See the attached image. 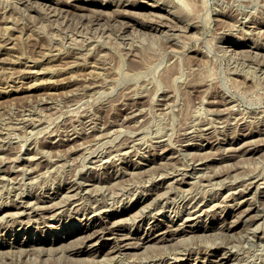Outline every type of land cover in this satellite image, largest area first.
<instances>
[{
	"label": "rangeland",
	"instance_id": "rangeland-1",
	"mask_svg": "<svg viewBox=\"0 0 264 264\" xmlns=\"http://www.w3.org/2000/svg\"><path fill=\"white\" fill-rule=\"evenodd\" d=\"M37 1L0 0V264H216L222 256L228 257L225 264H264V0ZM126 144L129 153L116 155ZM252 145L254 152L247 150ZM88 178H94L89 188L97 192L77 193L71 204H62L69 182L87 184ZM251 181L260 183L251 195L256 208L238 217L234 211ZM155 185L161 186L159 197L151 194ZM54 195V202L40 203L37 215L15 207ZM55 201L59 206L52 208ZM95 208L113 215L94 214ZM136 211L144 216L140 222ZM183 217L189 218L183 233L136 247L166 229L162 225L149 232L153 222ZM114 218L124 220L117 234L132 233L133 241H126L134 247L111 252L117 234L81 242L80 229ZM231 219L239 220L235 230L223 227ZM192 226L200 233H191ZM72 230L73 237L65 238ZM40 240L48 241L42 252L35 245Z\"/></svg>",
	"mask_w": 264,
	"mask_h": 264
},
{
	"label": "bare ground",
	"instance_id": "bare-ground-1",
	"mask_svg": "<svg viewBox=\"0 0 264 264\" xmlns=\"http://www.w3.org/2000/svg\"><path fill=\"white\" fill-rule=\"evenodd\" d=\"M27 1V0H26ZM34 1V0H33ZM40 1V0H39ZM39 1H37L38 3H39ZM61 1V0H60ZM63 1V0H62ZM70 1V0H69ZM105 1V0H104ZM121 1V0H120ZM156 1V0H155ZM19 2V1H18ZM23 2V1H22ZM55 2V1H54ZM66 2V1H65ZM116 2V1H115ZM114 2V3H115ZM36 3V2H35ZM41 3V2H40ZM48 3V2H47ZM56 3V2H55ZM151 3V2H150ZM156 3H157V1H156ZM34 4V3H33ZM111 4V3H110ZM153 4V3H152ZM48 5V4H47ZM50 5V4H49ZM86 5V4H85ZM125 5V4H124ZM156 5V4H155ZM159 5V4H158ZM59 7V6H58ZM61 7V6H60ZM78 7V6H77ZM50 8H52V7H50ZM62 8V7H61ZM79 8V7H78ZM86 8V7H85ZM116 8V7H115ZM124 8V7H123ZM56 9V8H55ZM59 9V8H58ZM82 9V8H81ZM102 9H103V7H102ZM98 11H99V9H97ZM101 10V9H100ZM104 10V9H103ZM105 10H107V9H105ZM115 10V9H114ZM117 10V9H116ZM119 10V9H118ZM128 11V10H127ZM126 11V12H127ZM131 11V10H130ZM177 11V10H176ZM49 12V11H48ZM52 12H53V10H52ZM55 12H56V10H55ZM108 12V11H107ZM116 12H118V11H116ZM104 13V12H103ZM115 13V12H114ZM128 13V12H127ZM132 13V12H131ZM153 13V12H152ZM154 13H156V12H154ZM163 13V12H162ZM96 14H99V13H96ZM101 14V13H100ZM105 14V13H104ZM110 14H112V13H110ZM130 14V13H129ZM147 14H148V12H147ZM150 14V13H149ZM158 15H159V12L157 13ZM175 14V13H174ZM117 15V14H116ZM120 15H123V14H120ZM153 15V14H152ZM162 15V14H161ZM128 16H130V15H128ZM133 16V15H132ZM131 16V17H132ZM139 16H140V14H139ZM147 16V15H146ZM157 16V15H156ZM113 17V16H112ZM150 17H151V15H150ZM149 17V18H150ZM161 17V16H160ZM163 17V16H162ZM179 17H181V16H178V18ZM184 17V16H183ZM98 18H100V17H98ZM102 18V17H101ZM152 18H154L153 16H152ZM157 18V17H156ZM177 18V19H178ZM143 19H144V17H143ZM146 19V18H145ZM155 19V18H154ZM162 19V18H161ZM160 19V20H161ZM185 19V18H184ZM187 19V18H186ZM123 20V19H122ZM153 20V19H152ZM158 20V19H157ZM144 21V20H143ZM148 21V20H147ZM167 21V20H166ZM170 21V20H169ZM190 21V20H189ZM197 20H195V22H196ZM159 22V21H158ZM178 22V21H177ZM162 23V22H161ZM166 23V22H165ZM184 23V22H183ZM189 23H191V22H189ZM146 24V23H145ZM171 24V23H170ZM179 24V23H178ZM192 24V23H191ZM196 24H197V22H196ZM163 25V24H162ZM174 25V24H173ZM194 25V24H193ZM131 26H133V25H131ZM144 26V25H143ZM171 26V25H170ZM177 26V25H176ZM183 26H185V25H183ZM188 26V25H187ZM138 27V26H137ZM178 27V26H177ZM186 27V26H185ZM184 27V29H187V28H185ZM194 27H195V25H194ZM176 28V27H175ZM199 28V27H198ZM156 29V28H155ZM161 29V28H160ZM168 29V28H167ZM173 29V28H172ZM125 30V29H124ZM169 30V29H168ZM193 30H194V28H193ZM150 31H151V29H150ZM161 31V30H160ZM167 31V30H166ZM177 31H179V29L177 30ZM184 31V30H183ZM142 32V31H141ZM169 32V31H168ZM171 32H173L172 30H171ZM176 32V31H175ZM174 33V32H173ZM184 35V34H183ZM186 35V34H185ZM189 35H191V34H189ZM191 37V36H190ZM256 44H258V43H256ZM260 44V43H259ZM1 45V44H0ZM252 46V45H251ZM237 47V46H236ZM251 47H249V49H250ZM239 51V50H238ZM241 51V50H240ZM244 51V50H243ZM236 53V52H235ZM234 53V54H235ZM239 53V52H238ZM244 53V52H243ZM255 53V52H254ZM259 53V52H258ZM264 53V52H263ZM57 54V53H56ZM261 54V53H260ZM249 55V54H248ZM261 55H263V54H261ZM238 56V55H237ZM55 57H53L51 60H53ZM4 59V58H3ZM50 60V61H51ZM55 60V59H54ZM2 62H3V60H2ZM30 69V68H29ZM29 69H27V72H28V70ZM39 69H37V71H38ZM29 71H31V70H29ZM36 71V72H37ZM32 72H33V70H32ZM32 72H31V75H32ZM39 72V71H38ZM41 72V71H40ZM30 73V72H29ZM34 74H35V71H34ZM135 108V107H134ZM133 109V108H132ZM217 111V110H216ZM137 113V112H136ZM216 113H218V111L216 112ZM215 113V114H216ZM130 118V117H129ZM113 123H115V122H113ZM109 124V123H108ZM112 124V123H111ZM110 125V124H109ZM113 125V124H112ZM116 126V125H115ZM114 127V126H113ZM112 130H114V129H112ZM262 130V129H261ZM113 132V131H112ZM101 133V132H100ZM206 133V132H205ZM202 134H204L203 132H202ZM249 134V133H248ZM94 135V134H93ZM100 135V134H99ZM107 135V134H106ZM215 135V134H214ZM251 135V134H250ZM259 135V134H258ZM133 136V135H132ZM131 136V137H132ZM206 136V135H205ZM208 136V135H207ZM259 136H261V135H259ZM99 137H101V136H99ZM204 137V136H203ZM95 138V137H94ZM109 138V137H108ZM138 138H140V137H138ZM208 138V137H207ZM244 138V137H243ZM107 139V138H106ZM131 139V138H130ZM136 139V138H135ZM219 139V138H218ZM93 140V139H92ZM99 140V139H98ZM103 140H105V139H103ZM102 140V141H103ZM189 140V139H188ZM253 140V139H252ZM259 140H261V139H259ZM87 141H88V139H87ZM90 141V140H89ZM97 141V140H96ZM129 141V140H128ZM160 141V140H159ZM218 141V140H217ZM221 141V140H220ZM249 142H250V140H248ZM92 142V141H91ZM93 142H95V141H93ZM92 142V143H93ZM99 142H101V141H98V143ZM210 142V141H209ZM260 142V141H259ZM83 143V142H82ZM82 143H80V145L82 144ZM98 143H96V144H98ZM122 143H124V141L122 142ZM133 143V142H132ZM131 143V144H132ZM159 143V142H158ZM208 143V142H207ZM241 143V142H240ZM245 143V142H244ZM251 143V142H250ZM261 143H262V141H261ZM91 144V143H90ZM94 144V143H93ZM215 144V143H214ZM258 144H260V143H258ZM85 145H86V143H85ZM197 145V144H196ZM195 145V146H196ZM199 145V144H198ZM245 145V144H244ZM247 145V144H246ZM254 145V144H253ZM252 145V147H250L249 146V148L247 149V150H249V151H251V152H254V151H256V148H254V146ZM82 146H83V144H82ZM91 146V145H90ZM89 146V147H90ZM135 146V145H134ZM193 146V145H192ZM241 146V145H240ZM248 146V145H247ZM256 146H257V144H256ZM85 147V146H84ZM91 147H93V146H91ZM96 147V146H95ZM117 147H119V146H117ZM242 147H244V146H242ZM258 147V146H257ZM98 146L96 147V150H98ZM232 148H234V147H232ZM85 149V151H87V150H89L88 149V146H87V150H86V148H84ZM92 149V148H91ZM93 149H95L94 147H93ZM118 149V148H117ZM127 149H130V148H128V145L126 144V145H123L119 150H118V154H116V155H126V153H129L128 151H127ZM133 149V148H132ZM131 149V150H132ZM239 149V148H238ZM244 149V148H243ZM136 150V149H135ZM232 150V149H231ZM84 151V152H85ZM91 151V150H90ZM100 151V150H99ZM235 151V150H234ZM88 152V151H87ZM101 152V151H100ZM111 152V151H110ZM227 152V151H226ZM237 152V151H236ZM94 153V152H93ZM239 153V152H238ZM245 153V152H244ZM88 154V153H87ZM86 154V155H87ZM101 154V153H100ZM102 154H104L103 152H102ZM110 154H112V153H110ZM115 154V153H114ZM235 154V153H234ZM253 154V153H252ZM97 155V154H96ZM109 155V154H108ZM108 155H106L107 157H108ZM231 155V154H230ZM249 155H251V154H249ZM85 156V155H84ZM88 156V155H87ZM100 156V155H99ZM111 156V155H110ZM224 156V155H223ZM232 156H234V155H232ZM244 156V155H243ZM107 157H105V159H107ZM118 157V156H117ZM209 157H211V156H209ZM220 157V156H219ZM231 157V156H230ZM99 158V157H98ZM97 158V159H98ZM100 158H102L101 156H100ZM109 158V157H108ZM113 158V157H112ZM115 158V157H114ZM204 158V157H203ZM236 158V157H235ZM15 159V158H14ZM104 159V158H103ZM152 159V158H151ZM12 160V159H11ZM16 160V159H15ZM96 160V159H95ZM120 160V159H119ZM127 160V159H126ZM125 160V161H126ZM200 160V159H199ZM204 160V159H203ZM13 161V160H12ZM35 161V160H34ZM118 161V160H117ZM141 161V160H140ZM224 161V160H223ZM231 161V160H230ZM102 162V161H101ZM100 162V163H101ZM130 162V161H129ZM201 162V161H200ZM95 163V162H94ZM108 163H110V162H108ZM115 163V162H114ZM139 163V162H138ZM199 163V162H198ZM229 163V162H228ZM96 164V163H95ZM110 164H112V163H110ZM200 164V163H199ZM202 164V163H201ZM206 164V163H205ZM226 164V163H225ZM114 165V164H113ZM148 165V164H147ZM231 165V164H230ZM229 165V166H230ZM107 166V165H106ZM137 166V165H136ZM161 166V165H160ZM202 166H204V165H202ZM58 167V166H57ZM96 167V166H95ZM134 167V166H133ZM147 167H150V166H147ZM201 167V166H200ZM206 167V166H205ZM225 167H226V165H225ZM231 167V166H230ZM234 167V166H233ZM24 169H25V167H23ZM99 168V167H98ZM118 168V167H117ZM22 169V168H21ZM23 169V170H24ZM34 169V168H33ZM54 169H55V167H54ZM53 169V170H54ZM59 169V168H58ZM144 169V168H143ZM227 169V168H226ZM236 169V168H235ZM31 170V169H30ZM57 170V169H56ZM125 170V169H124ZM175 170V169H174ZM178 170V169H177ZM230 170V169H229ZM228 170V172H230ZM233 170V169H232ZM39 171L40 170H38V173H39ZM119 171H122V170H119ZM143 171V170H142ZM197 171V170H196ZM223 171V170H222ZM17 172V171H16ZM46 172V171H45ZM49 172V171H48ZM74 172H75V170H74ZM76 172H77V170H76ZM79 172H81V171H79ZM152 172V171H151ZM177 172V171H176ZM182 172V171H181ZM195 172V171H194ZM51 173H53L52 171H51ZM84 173V172H83ZM122 173V172H121ZM128 173V172H127ZM141 173V172H140ZM160 173H161V171H160ZM159 173V174H160ZM174 173V172H173ZM183 173V172H182ZM192 173V172H191ZM224 173H225V170H224ZM41 174H42V172H41ZM44 174V173H43ZM43 174H42V176H43ZM47 174V173H46ZM56 174V173H55ZM119 174V173H118ZM147 174V173H146ZM158 174V173H157ZM172 174V173H171ZM181 174V173H180ZM187 174V173H186ZM189 174V173H188ZM193 174H197V173H193ZM7 175V174H6ZM40 175V174H39ZM52 175V174H51ZM61 175H63V174H61ZM75 175H76V173H75ZM82 175V174H81ZM99 175V174H98ZM102 175V174H101ZM108 175V174H107ZM116 175V174H115ZM173 175H175V174H173ZM221 175V174H220ZM47 176V175H46ZM59 176V175H58ZM69 176H70V174H69ZM74 176V175H73ZM85 176V175H84ZM119 176V175H118ZM123 176V175H122ZM152 176H153V174H152ZM159 176V175H158ZM162 176V175H161ZM161 176H159V177H161ZM180 176V175H179ZM191 176V175H190ZM219 176V175H218ZM227 176V175H226ZM256 176V175H255ZM8 177V176H7ZM49 177V176H48ZM59 177H61V176H59ZM83 177V176H82ZM112 177V176H111ZM159 177H157V178H159ZM163 177V176H162ZM9 178V177H8ZM53 178V177H52ZM55 178V177H54ZM75 178V177H74ZM78 178H80V176L78 177ZM85 178V177H84ZM122 178V177H121ZM154 178V177H153ZM177 178H178V176H177ZM211 178H212V175H211ZM256 178V177H255ZM49 179V178H48ZM72 179V178H71ZM82 180L81 181H83V178H81ZM96 179V178H95ZM102 179V178H101ZM218 179V178H217ZM229 179V178H228ZM257 179V178H256ZM8 180V179H7ZM68 180V179H67ZM67 180H66V182H67ZM75 180V179H74ZM151 180H153V179H151ZM165 180V179H164ZM175 180H176V178H175ZM210 180V179H209ZM220 180H222V179H220ZM50 181H52V180H50ZM76 181V180H75ZM78 181H80V180H78ZM86 181V180H85ZM87 181H88V183L87 184H81V182L80 183H78L77 181V183H75L74 181H70L69 182V184H72V185H70V187H69V192H72V191H75L74 192V194H69V192L66 194V195H64L66 192H64V193H62L64 196H65V199L64 200H61V199H63L64 197H62V195H60L62 198L60 199L62 202H64V203H62V204H67V203H69V204H71L72 203V201H71V199L72 198H74L75 197V195L77 194V193H87V194H90L91 195V193L92 192H94V190L93 189H91V188H89V185H91L90 187H94V186H92V185H94L96 182H95V180H94V178H88L87 179ZM118 181V180H117ZM162 181V180H161ZM183 181V180H182ZM189 181H190V179H189ZM193 181V180H192ZM260 181V180H259ZM46 182L48 183V181L46 180ZM98 182V181H97ZM104 182V181H103ZM112 182V181H111ZM111 182H110V184H111ZM116 182V181H115ZM122 182V181H121ZM169 182V181H168ZM168 182H166L168 185H170ZM171 182V181H170ZM191 182V181H190ZM190 182H189V184H190ZM221 182V181H220ZM224 182V181H223ZM249 182V181H248ZM247 182V183H248ZM34 183V182H33ZM84 183V182H83ZM116 183H118V182H116ZM178 183H179V181H178ZM181 183V182H180ZM193 183V182H192ZM191 183V184H192ZM20 184V183H19ZM100 184V183H99ZM105 184H107V182L105 183ZM109 184V185H110ZM113 184V183H112ZM156 184V183H155ZM163 184V183H162ZM222 184V183H221ZM220 184V185H221ZM227 184V183H226ZM234 184V183H233ZM175 185V184H174ZM174 185H172V186H174ZM232 185V184H231ZM248 185H249V183H248ZM3 186V185H2ZM20 186V185H19ZM19 186H17L18 188H19ZM27 186V185H26ZM29 186H31V185H29ZM44 186V185H43ZM62 186V185H61ZM60 186V187H61ZM67 186V185H66ZM98 186L99 185H97V188H98ZM101 186V185H100ZM108 186V185H107ZM121 186V185H120ZM166 186V185H165ZM180 186V185H179ZM191 186V185H190ZM189 186V187H190ZM237 186V185H236ZM16 187V188H17ZM28 187V186H27ZM96 187V186H95ZM111 187V186H110ZM114 187H115V185H114ZM152 187V186H151ZM192 187V186H191ZM225 187V186H224ZM232 187H233V185H232ZM261 187H262V185H261ZM1 188V187H0ZM11 188H12V186H11ZM32 188H33V186H32ZM67 188H68V186H67ZM96 188V189H97ZM103 188V187H102ZM105 188V187H104ZM125 188V187H124ZM153 188V187H152ZM220 188H221V186H220ZM228 188V187H227ZM245 188V187H244ZM13 189V188H12ZM27 189V188H26ZM25 189V190H26ZM34 189V188H33ZM32 189V190H33ZM54 189V188H53ZM108 189V188H107ZM111 190H112V188H110ZM146 189V188H145ZM166 189V188H165ZM187 189V188H186ZM229 189V188H228ZM227 189V190H228ZM260 189V183L258 184L257 183V181H251V184L249 185V187L244 191V193L242 192V194H241V199H240V201H239V207L236 209V211H234L235 212V215H237L238 217H240V216H243V215H246V214H248L251 210H253V209H255L256 208V206H255V202L251 199V197H253V196H251L252 194L254 195V193L255 192H257L258 193V190ZM46 190V189H45ZM67 190V189H66ZM100 190H102L101 189V187H100ZM106 190V189H105ZM232 190V189H231ZM238 190V189H237ZM236 190V191H237ZM242 190V189H241ZM41 191V190H40ZM47 191V190H46ZM114 191V190H113ZM121 191V190H120ZM123 191H125V190H123ZM147 191H149V190H147ZM160 191H161V186H159V187H157L156 185H155V187L152 189V191H151V194H155L154 196H158V195H160ZM235 191V190H234ZM264 191V190H263ZM18 192H19V190H18ZM20 192H22V191H20ZM19 192V193H20ZM32 192V191H31ZM30 192V193H31ZM35 192H37V191H35ZM39 192V191H38ZM95 192H97L96 190H95ZM94 192V193H95ZM101 192V191H100ZM103 192V191H102ZM105 192V191H104ZM109 192H110V190H109ZM108 192V193H109ZM126 192H127V190H126ZM142 192V191H141ZM146 192V191H145ZM164 193H165V191H163ZM168 192V191H167ZM227 192H229V190L227 191ZM19 193H17V191H16V194H19ZM43 193V192H42ZM46 193V192H45ZM52 193V192H51ZM93 193V194H94ZM111 193H112V191H111ZM115 193V192H114ZM119 193V192H118ZM118 193H117V195H118ZM22 194V193H21ZM27 194H28V192H27ZM37 194V193H36ZM58 194V191L55 193V195H57ZM126 194V193H125ZM124 194V195H125ZM135 194V193H134ZM139 194V193H138ZM166 194H168V193H166ZM165 194V195H166ZM227 194V193H226ZM262 194V193H261ZM53 196V197H50V196H45L44 198H42V197H36L35 199H36V201L34 202V204H32V205H19V206H15V207H17V208H19L20 209V213L21 214H23L24 212H27V208H31L32 209V214H36L37 215V208L40 206V203H42L43 201H47V199H50L51 198V200L53 201V199H55L57 196ZM85 195V194H84ZM101 195H102V193H101ZM121 195V194H120ZM148 195V194H147ZM189 195V194H188ZM221 195V194H220ZM222 195H223V193H222ZM233 195H234V193H233ZM232 195V196H233ZM235 195H237V194H235ZM17 196V195H16ZM32 196V195H31ZM35 196V195H34ZM33 196V197H34ZM40 196V195H39ZM79 196V195H78ZM86 196H88V195H86ZM108 196V195H107ZM123 196V195H122ZM156 196V197H157ZM161 196V195H160ZM227 196H228V194H227ZM226 196V197H227ZM258 196V195H257ZM263 197H264V195H262ZM21 197V196H20ZM24 197V196H23ZM22 197V198H23ZM93 197V196H92ZM96 197V196H95ZM94 197V198H95ZM104 197V196H103ZM105 197H106V195H105ZM113 197V196H112ZM120 197V196H119ZM141 197H142V195H141ZM159 197V196H158ZM162 197H164V196H162ZM217 197V196H216ZM231 197V196H230ZM60 198V197H59ZM59 198H58V200H59ZM109 198V197H108ZM115 198V197H114ZM123 198V197H122ZM131 198V197H130ZM129 198V199H130ZM147 198V197H146ZM152 198V197H151ZM168 198V197H167ZM204 198H205V196H204ZM209 198V197H208ZM225 198V197H224ZM234 198H235V196H234ZM234 198H233V200H234ZM17 199V198H16ZM20 199V198H19ZM27 199V198H26ZM80 199V198H79ZM97 199V198H96ZM117 199V198H116ZM115 199V200H116ZM160 199H162V198H160ZM188 199V198H187ZM192 199V198H191ZM218 199V198H217ZM216 199V200H217ZM221 199V198H220ZM254 199V198H253ZM258 199V198H257ZM256 199V200H257ZM13 200V199H12ZM18 200V199H17ZM22 200V199H21ZM73 200V199H72ZM111 200H113V199H111ZM114 200V201H115ZM121 200V199H120ZM168 200V199H167ZM15 201V200H14ZM24 201V200H23ZM50 201V200H49ZM48 201V202H49ZM61 201H59V202H61ZM89 201V200H88ZM95 201H97V200H95ZM101 201V200H100ZM99 201V202H100ZM137 201V200H136ZM140 201V200H139ZM138 201V202H139ZM150 201H152V200H150ZM207 201V200H206ZM213 201V200H212ZM12 202V201H11ZM25 202V201H24ZM47 202V203H48ZM54 202V201H53ZM56 202V201H55ZM77 202V201H76ZM75 202V203H76ZM82 202V201H81ZM104 202H105V200H104ZM108 202V201H107ZM111 202V201H110ZM162 202V201H161ZM166 202V201H165ZM190 202V201H189ZM203 202V201H202ZM209 202V201H208ZM220 202V201H219ZM259 202H261V201H259ZM3 203V202H2ZM16 203H17V201H16ZM22 203V202H21ZM27 203V202H26ZM30 203V202H29ZM33 203V202H32ZM50 203H52V202H50ZM49 203V204H50ZM74 203V202H73ZM80 203V202H79ZM85 203V202H84ZM157 203V202H156ZM163 203H164V201H163ZM185 203H187V202H185ZM215 203V202H214ZM218 203V202H217ZM223 203V202H222ZM229 203V202H228ZM256 203H258V202H256ZM20 204V203H19ZM31 204V203H30ZM45 204V203H44ZM44 204H41V206L42 205H44ZM89 204H91V203H89ZM96 204V203H95ZM110 204V203H109ZM109 204H108V206H109ZM120 204V203H119ZM148 204H150V203H148ZM155 204V203H154ZM188 204V203H187ZM200 204V203H199ZM236 204V203H235ZM238 204V203H237ZM8 205V204H7ZM58 205V202H56V203H54V205L53 204H51L50 206L52 207V208H54L55 206H57ZM72 205H74V204H72ZM84 205V204H83ZM93 205V204H92ZM114 205H117V204H115L114 203ZM143 205V204H142ZM146 204H144V206H145ZM159 205V204H158ZM158 205H157V207H158ZM163 205H165V204H163ZM215 205H217V204H215ZM227 205V204H226ZM45 206H46V204H45ZM49 206V205H48ZM47 206V207H48ZM59 206V205H58ZM74 206H76V205H74ZM82 206V205H81ZM85 206V205H84ZM87 206V205H86ZM98 206H100V205H98ZM108 206H107V208H108ZM143 206V207H144ZM147 206V205H146ZM156 206V205H155ZM185 206V205H184ZM189 206V205H188ZM192 206H194V205H192ZM195 206H196V204H195ZM258 206V205H257ZM260 206V205H259ZM64 207V206H63ZM62 207V208H63ZM77 207V206H76ZM93 207V206H92ZM96 207V206H95ZM101 207V206H100ZM106 207V206H105ZM111 207V206H110ZM119 207V206H118ZM148 207V206H147ZM147 207H144V208H147ZM151 207H153V206H151ZM166 207V206H165ZM191 207V206H190ZM198 207V206H197ZM232 207V206H231ZM1 208V207H0ZM49 208V207H48ZM47 208V209H48ZM65 208V207H64ZM75 208V207H74ZM79 208V207H78ZM87 208V207H86ZM142 208V207H141ZM143 208V209H144ZM149 208V207H148ZM147 208V209H148ZM161 208V207H160ZM158 209V210H161V209ZM194 208H196V207H194ZM208 208H209V206H208ZM212 208V207H211ZM222 208H223V206H222ZM257 208H259V207H257ZM264 208V207H263ZM5 209V208H4ZM31 209H29V210H31ZM42 209V208H41ZM50 209V208H49ZM105 209V208H104ZM125 209V208H124ZM146 209V210H147ZM157 209V208H156ZM155 209V211H157ZM189 209V208H188ZM198 209V208H197ZM204 209V208H203ZM207 209V208H206ZM210 209V208H209ZM209 209H207V210H209ZM217 209V208H216ZM220 209V208H219ZM223 209H225V206H224V208ZM234 209V208H233ZM261 209H262V207H261ZM60 210H61V208H60ZM63 210V209H62ZM66 210H68L67 208H66ZM86 210V209H85ZM137 210H138V208H137ZM140 210V209H139ZM151 210V209H150ZM181 210V209H180ZM258 210V209H257ZM5 211V210H4ZM7 211V210H6ZM54 211V210H53ZM93 212L92 213H94V212H97L98 211V213H99V215H100V213H102L103 215L104 214H106V217H111L113 214H110V213H103V210L101 209V208H95V209H93L92 210ZM107 211V210H106ZM128 211V210H127ZM142 211V210H141ZM140 211V212H141ZM153 211H154V209H153ZM198 211V210H197ZM202 211V210H201ZM210 211V210H209ZM208 211V212H209ZM260 211V210H259ZM11 212H12V210H11ZM39 212H41V211H39ZM62 212V211H61ZM64 212V211H63ZM114 212H116V211H114ZM137 213L139 212V211H136ZM138 213V214H134L135 215V218L136 219H138L139 218V222H140V220H143L144 219V216H143V214H142V212L141 213ZM165 212V211H164ZM184 212V211H183ZM196 211H191V214H194ZM9 213V212H8ZM16 213H17V210H16ZM15 213V214H16ZM43 213V212H42ZM67 213H70V212H67ZM91 213V212H90ZM128 213H129V211H128ZM131 213H132V211H131ZM158 213V212H157ZM179 213H180V211H179ZM197 213V212H196ZM195 213V214H196ZM214 213V212H213ZM255 213V212H254ZM259 213V212H258ZM258 213H256V214H258ZM4 214L6 215V213L4 212ZM30 214V213H29ZM34 214V215H35ZM95 214V213H94ZM152 214H154V213H152ZM173 214V213H172ZM171 214V215H172ZM176 214V213H175ZM188 214H190V213H188ZM198 214V213H197ZM256 214H253V215H256ZM262 214V213H261ZM34 215H32V216H34ZM40 215V214H39ZM50 215H51V213H50ZM92 215V214H91ZM120 215V214H119ZM133 215V216H134ZM157 215V214H156ZM228 215V214H227ZM253 215H251V216H253ZM260 215V214H259ZM0 216H2V215H0ZM9 216H12V215H9ZM15 216V215H14ZM17 216H18V214H17ZM16 216V217H17ZM20 216V215H19ZM18 216V217H19ZM49 216V215H48ZM55 215H53V217H54ZM105 216V215H104ZM117 216V215H116ZM121 216V215H120ZM125 216H126V214H125ZM129 216V215H128ZM128 216H127V220H128ZM155 216V215H154ZM158 216V215H157ZM193 216V215H192ZM191 216V217H192ZM199 216V215H198ZM214 216V215H213ZM248 216V215H247ZM261 216V215H260ZM38 217V216H37ZM40 217H41V215H40ZM42 217H45V215L44 216H42ZM51 218H52V216H50ZM98 217V216H97ZM130 217V216H129ZM152 217V216H151ZM164 217V216H163ZM174 217V216H173ZM185 217V216H184ZM178 218L176 221H174V220H172V221H170V222H166V221H164V222H157V223H155L154 224V222H153V224L150 226V228H149V232L150 231H154V229H157V228H159V227H161L162 225H165L164 227L166 228V229H164V230H160L161 232H159V233H155V236L154 237H151V234H150V236H146V237H144L141 241H139V243H136L137 245H136V247H139L140 245H142V246H144L145 244H149V243H151V242H153L154 241V243H155V241L157 242V241H161V240H164V239H166V238H168V236H170V235H174V234H176V233H179L180 231H182V230H184L181 226L184 224V223H186L187 221H188V219L189 218ZM194 217V216H193ZM230 217V216H229ZM232 217V216H231ZM237 217V218H238ZM249 217H250V215H249ZM256 217V216H255ZM13 218V217H12ZM22 218V217H21ZM26 218V217H25ZM35 218V217H34ZM33 217H32V219H34ZM60 218V217H59ZM91 218V217H90ZM94 218V217H93ZM117 218V217H116ZM123 218V217H122ZM148 218H150V217H148ZM171 218H172V216H171ZM201 218V217H200ZM204 218V217H203ZM246 218V217H245ZM251 218V217H250ZM253 218H254V216H253ZM264 218V217H263ZM7 219V218H6ZM11 219V218H10ZM29 219V218H28ZM102 219V218H101ZM106 219V218H105ZM115 219V218H114ZM135 219V220H136ZM249 219V218H248ZM247 219V220H248ZM5 220V219H4ZM17 220H19V218L17 219ZM21 220V219H20ZM84 220V219H83ZM89 220V219H88ZM109 220V219H108ZM152 219H150V221H151ZM162 220V219H161ZM168 220H169V218H168ZM202 220V219H201ZM226 220V219H225ZM231 220H233V222H231V223H226L225 221V224H224V228L225 229H227V230H231V229H234L235 230V227H236V222L237 221H239V220H234V219H231ZM260 221L259 222H261L262 220L261 219H259ZM23 221H25V220H23ZM126 221V220H125ZM178 221H182V222H180V223H178ZM6 223H7V220L5 221ZM10 222V221H9ZM34 222V221H33ZM44 222H46V221H44ZM128 222V221H127ZM245 222V220L243 221V223ZM257 222V221H256ZM264 222V221H263ZM91 223V222H90ZM89 223V224H90ZM146 223V222H145ZM152 223V222H151ZM192 223V222H191ZM202 223V222H201ZM222 223V222H221ZM258 223V222H257ZM256 223V224H257ZM12 224V223H11ZM47 224V223H46ZM134 224V223H133ZM132 224V225H133ZM135 224H136V222H135ZM144 224V223H143ZM149 224V223H148ZM195 224V223H194ZM213 224H215V223H213ZM220 224V223H219ZM245 224V223H244ZM250 224V223H249ZM249 224L247 225V226H249ZM255 224V225H256ZM260 224V223H259ZM5 225V224H4ZM51 225V224H50ZM127 225H129V224H127ZM139 225V224H138ZM199 225V224H198ZM208 225V224H207ZM210 225V224H209ZM263 225V224H262ZM24 226V225H23ZM92 226V229H87V230H85L84 231V229H80L79 231H80V233H81V236H80V238H81V242L82 243H84V244H86V243H88V242H90V241H92V239H94V238H96V237H105V235H107V234H109V235H112V234H119V232L121 233V231H123L124 230V226H125V223H124V220L123 219H115V220H113L112 221V219H111V221H109V222H103V221H98V220H96L95 222H93V224L91 225ZM148 226V225H147ZM191 226V225H190ZM202 226V225H201ZM212 226V225H211ZM217 226H218V224H217ZM217 226H216V228H217ZM247 226H245V227H247ZM259 226V228H260V226L261 225H258ZM9 227V226H8ZM132 227V226H131ZM144 227V226H143ZM184 227V226H183ZM206 227H208V226H206L205 225V229H207L208 230V228H206ZM255 227H257V226H254V228ZM128 228V227H127ZM130 228V227H129ZM145 228V227H144ZM213 228V227H212ZM251 228H253V227H251ZM5 230H6V228H4ZM8 230H9V228H7ZM137 229V228H136ZM218 229V228H217ZM221 230H222V228H220ZM224 229V230H225ZM264 230V228H261V230ZM188 230V229H187ZM187 230H185V232H187ZM246 230H248V229H246ZM250 230H252V229H250ZM254 230V229H253ZM255 230H256V228H255ZM258 230V229H257ZM256 230V231H257ZM15 231V230H14ZM75 231V230H74ZM74 231L72 230V232H67L66 233V237L65 238H69V239H71V237H73V234H74ZM198 231V228L196 227V228H194V226H192L191 227V229H190V232L192 233H196ZM210 231V230H209ZM212 231H214V230H212ZM211 231V232H212ZM130 232V231H129ZM146 232V231H145ZM199 232V231H198ZM207 232V231H206ZM215 232V231H214ZM219 232H220V230H219ZM248 232V231H247ZM260 232V231H259ZM264 232V231H263ZM182 233H183V231H182ZM181 233V234H182ZM188 233V232H187ZM200 233V232H199ZM208 233H210V232H208ZM224 233V232H223ZM232 233V232H231ZM254 233H255V231H254ZM258 233V232H257ZM257 233H255V234H257ZM116 235V236H114L113 237V239H114V244H115V246H113L114 248L112 249V251L111 252H117L118 254H119V252L118 251H121L122 252V250H124V249H126V248H128V247H134V245L130 242V241H126V240H128V239H130V237H131V235H132V233H124V234H122V235ZM142 234V233H141ZM190 234V233H189ZM212 234V233H211ZM222 234V233H221ZM220 234V235H221ZM203 235V234H202ZM209 235V234H208ZM213 235V234H212ZM227 234H225V236H226ZM264 235V234H263ZM262 235V236H263ZM113 236V235H112ZM137 236V235H136ZM185 236V235H184ZM193 236V235H192ZM201 236V235H200ZM206 236V235H205ZM231 236H233V235H231ZM262 236H261V238H262ZM195 237V236H194ZM211 237H215V235H213V236H211ZM60 238H61V241L63 240V238H62V236H60ZM59 238V239H60ZM75 238V237H74ZM79 238V237H78ZM170 238H171V236H170ZM169 238V239H170ZM179 238V237H178ZM182 238V237H181ZM186 238V237H185ZM189 238H190V236H189ZM189 238H186V239H189ZM201 238V237H200ZM264 238V237H263ZM39 239V238H38ZM107 239V238H106ZM199 239V238H198ZM259 239V238H258ZM98 240V239H97ZM96 240V241H97ZM130 240H132V239H130ZM138 240V239H137ZM197 240V239H196ZM204 240H205V237H204ZM49 241V243L50 242H52V240L50 241V239L48 240ZM47 240L45 241H39V242H37L35 245H37V244H39V245H37V246H39L38 247V249H39V251H43L44 249H47V248H44L45 246V244H46V242H48ZM56 241H58V239L56 240ZM133 241V240H132ZM171 241V240H170ZM178 241V240H177ZM183 241H184V239H183ZM186 241H188V240H186ZM192 241V240H191ZM259 241H261V240H259ZM263 241V240H262ZM2 242V241H1ZM67 242V241H66ZM65 242V243H66ZM69 242V241H68ZM78 242V241H77ZM80 242V241H79ZM173 242V241H172ZM199 242V241H198ZM14 243V242H13ZM65 243H63V242H60L59 243V245L60 244H65ZM74 243V242H73ZM75 243H76V241H75ZM74 243V244H75ZM92 243H93V241H92ZM91 243V244H92ZM94 243H96V242H94ZM102 243V242H101ZM106 243V242H105ZM105 243H104V245H105ZM167 243V242H166ZM178 243V242H177ZM177 243H175V244H177ZM192 242H190V244H191ZM223 243H225V242H223ZM70 244V242L69 243H67L66 245H69ZM89 244V243H88ZM157 244V243H156ZM179 245H180V243H178ZM15 245V244H14ZM30 245L32 246V245H34L33 243L31 244L30 243ZM29 245V246H30ZM34 245V246H35ZM56 245V244H55ZM54 245V246H55ZM61 245V247H63ZM82 245V244H81ZM173 245V244H172ZM171 245V246H172ZM222 245V244H221ZM19 246V245H18ZM52 246V245H51ZM71 246V245H70ZM149 246V245H148ZM151 246V245H150ZM157 246V245H156ZM163 245H161V247H162ZM167 246V245H166ZM229 246V245H228ZM20 247V246H19ZM22 247V246H21ZM53 247V246H52ZM57 247H58V245H57ZM60 247V246H59ZM78 247V246H77ZM82 247V246H81ZM145 247H147V246H145ZM159 247V246H158ZM168 247V246H167ZM183 247V246H182ZM230 247V246H229ZM28 248V247H27ZM35 248V247H34ZM64 248V247H63ZM62 248V249H63ZM67 249H68V247H66ZM101 248V247H100ZM99 248V249H100ZM111 248V247H110ZM164 248H165V246H164ZM3 249H5V248H3ZM7 249V248H6ZM12 249V248H11ZM16 249V248H15ZM22 249V248H21ZM24 249V248H23ZM33 249V248H32ZM56 249V247H54V250ZM69 249L71 250L72 249V247L70 248L69 247ZM88 249V248H87ZM96 249V248H95ZM167 249V248H166ZM178 249H179V247H178ZM229 249V248H228ZM14 250V249H13ZM28 250V249H27ZM30 250V249H29ZM48 250H50L49 248H48ZM53 250V251H54ZM57 250H59L58 248H57ZM69 250V251H70ZM78 250H79V248H78ZM77 250V251H78ZM110 250V249H109ZM133 250V249H132ZM153 250V249H152ZM158 250V249H157ZM173 250V249H172ZM180 250H182V249H180ZM179 250V251H180ZM225 250H226V247H225ZM1 251V250H0ZM15 251V250H14ZM23 251V250H22ZM52 251V252H53ZM56 251V250H55ZM61 251V250H60ZM64 251V250H63ZM62 251V253H64ZM81 251H82V249H81ZM88 251H90V250H88ZM87 251V252H88ZM94 251V250H93ZM130 251V250H129ZM133 251H135V250H133ZM138 251V250H137ZM142 251H144V249L142 250ZM147 251V250H146ZM149 251V250H148ZM164 251V250H163ZM178 251V252H179ZM10 252H11V250H10ZM45 252H46V250H45ZM68 252V251H67ZM126 252V251H125ZM128 252V251H127ZM168 252H170V251H168ZM172 252V251H171ZM174 252V251H173ZM191 252V251H190ZM225 252V251H224ZM224 252H222V253H224ZM227 252V251H226ZM1 253V252H0ZM7 253V252H6ZM5 253V255H7ZM14 253V252H13ZM16 253V252H15ZM44 253V252H43ZM50 253V252H49ZM61 253V254H62ZM81 253H84V251L83 252H81ZM97 253V252H96ZM102 253V252H101ZM116 253V254H117ZM131 253H132V251H131ZM130 253V254H131ZM134 253H137L138 254V252H134ZM166 253V252H165ZM12 254V253H11ZM18 254H20V252L18 253ZM28 254V253H27ZM41 254V253H40ZM39 254V255H40ZM54 254V253H53ZM65 254V253H64ZM69 254V253H68ZM67 254V255H68ZM80 254V253H79ZM94 254V253H93ZM115 254V253H114ZM128 254V253H127ZM129 254V255H130ZM154 254V253H153ZM162 254V253H161ZM170 254V253H169ZM173 254V253H172ZM177 254V253H176ZM184 254V253H183ZM182 254V255H183ZM4 255V256H5ZM9 256H10V254H8ZM14 255V254H13ZM21 255H22V252H21ZM35 255V254H34ZM47 255H49V256H51V253L50 254H48V252H47ZM73 255V254H72ZM106 255V254H105ZM125 255V254H124ZM134 255V254H133ZM163 255V254H162ZM161 255V256H162ZM168 255V254H167ZM225 255H227V254H225ZM3 256V257H4ZM25 256H28V255H26L25 254ZM36 256V255H35ZM46 256V255H45ZM55 255H53L52 257H54ZM69 256V255H68ZM71 256V255H70ZM69 256V257H70ZM83 256V255H82ZM95 256V255H94ZM111 256H112V254H111ZM114 256V255H113ZM118 256V255H117ZM135 256H137V255H135ZM170 256V255H169ZM191 256V255H190ZM219 256V255H218ZM7 256H5L4 258H6ZM14 257V256H13ZM16 257V256H15ZM62 257V256H61ZM71 257H73V256H71ZM80 257V256H79ZM79 257H78V261H82L81 260V258L79 259ZM88 257V256H87ZM91 257H93V256H91ZM101 257V256H100ZM102 257H104L103 255H102ZM106 257H107V255H106ZM105 257V258H106ZM120 257V256H119ZM118 257V258H119ZM126 257V256H125ZM128 257V256H127ZM130 257V256H129ZM138 257H140V255L138 256ZM143 257V256H142ZM174 257L175 258H178V257H176L175 255H174ZM1 258V257H0ZM18 258H19V256H18ZM20 258H21V256H20ZM60 258V257H59ZM83 258V257H82ZM90 257H88L87 259H89ZM111 258V257H110ZM149 258V257H148ZM197 258V257H196ZM199 258V257H198ZM219 258V257H218ZM217 258V259H218ZM225 258H227V259H225ZM6 259H8V258H6ZM12 259V258H11ZM22 259V258H21ZM37 259V258H36ZM40 259V258H39ZM63 259V258H62ZM65 259V258H64ZM71 259V258H70ZM86 259V258H85ZM96 259V258H95ZM135 259V258H134ZM150 259V258H149ZM154 259V258H153ZM174 259V258H173ZM184 259H187V256L184 258V257H182L181 258V260H179V261H182V260H184ZM216 259V258H215ZM9 260V259H8ZM20 260V259H19ZM66 260V259H65ZM68 260V259H67ZM72 260H75V258L74 259H72ZM92 260V259H91ZM91 260H89L88 262H90ZM98 261H99V258L97 259ZM100 260H101V258H100ZM107 260V259H106ZM120 260V259H119ZM130 260V259H129ZM202 260V259H201ZM231 260V259H230ZM4 261H5V259H4ZM11 261V260H10ZM17 261H18V259H17ZM57 261V260H56ZM87 261V260H86ZM96 261V260H95ZM97 261V262H98ZM110 261V259H108V261L107 262H109ZM114 261V260H113ZM116 261V260H115ZM178 261V260H177ZM189 261V260H188ZM227 261H228V257L227 256H222L220 259H218V260H216L214 263H216V264H225V263H227ZM8 262V261H7ZM15 261H13V263H14ZM21 262V261H20ZM19 262V263H20ZM58 262H59V260H58ZM61 262V261H60ZM59 262V263H60ZM92 262V261H91ZM106 262V261H105ZM111 262V261H110ZM121 262H123V261H121ZM169 262V261H168ZM175 262V261H174ZM212 262V261H211ZM230 262V261H229ZM233 262V261H232ZM12 263V264H13ZM75 263V262H74ZM87 263V262H86ZM94 263V262H93ZM102 262H100V264H101ZM124 263V262H123ZM181 263V262H180ZM207 263H208V261H207ZM213 263V262H212ZM231 263V262H230ZM236 263V262H235ZM17 264H18V262H17ZM99 264V263H98ZM103 264V263H102ZM104 264H106V263H104ZM109 264H111V263H109ZM114 264V263H113ZM117 264V263H116ZM232 264V263H231Z\"/></svg>",
	"mask_w": 264,
	"mask_h": 264
}]
</instances>
